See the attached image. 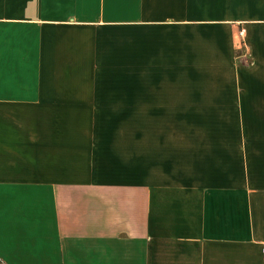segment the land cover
<instances>
[{
	"label": "crops",
	"instance_id": "crops-1",
	"mask_svg": "<svg viewBox=\"0 0 264 264\" xmlns=\"http://www.w3.org/2000/svg\"><path fill=\"white\" fill-rule=\"evenodd\" d=\"M263 246L264 0H0V264Z\"/></svg>",
	"mask_w": 264,
	"mask_h": 264
},
{
	"label": "rangeland",
	"instance_id": "rangeland-1",
	"mask_svg": "<svg viewBox=\"0 0 264 264\" xmlns=\"http://www.w3.org/2000/svg\"><path fill=\"white\" fill-rule=\"evenodd\" d=\"M98 123H99V122H94V120H93V126L98 125ZM101 123H104V122H101ZM110 123H111V122H109V124H107V126L104 125V126H102V127H110V126H111ZM114 124H115V125H114ZM114 124H113V125H114V126H113V127H114L113 129H115V128H116V129H122V128H123V125H127V123H122L123 125H122V124L119 125V123H114Z\"/></svg>",
	"mask_w": 264,
	"mask_h": 264
},
{
	"label": "built area",
	"instance_id": "built-area-1",
	"mask_svg": "<svg viewBox=\"0 0 264 264\" xmlns=\"http://www.w3.org/2000/svg\"><path fill=\"white\" fill-rule=\"evenodd\" d=\"M261 255H262L263 258H264V246H263L262 249H261Z\"/></svg>",
	"mask_w": 264,
	"mask_h": 264
}]
</instances>
